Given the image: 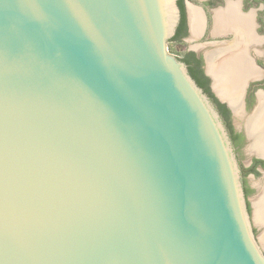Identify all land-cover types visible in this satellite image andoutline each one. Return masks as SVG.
Segmentation results:
<instances>
[{"label": "water", "instance_id": "water-1", "mask_svg": "<svg viewBox=\"0 0 264 264\" xmlns=\"http://www.w3.org/2000/svg\"><path fill=\"white\" fill-rule=\"evenodd\" d=\"M180 21L178 0H0V264H264Z\"/></svg>", "mask_w": 264, "mask_h": 264}, {"label": "flooded vegetation", "instance_id": "flooded-vegetation-1", "mask_svg": "<svg viewBox=\"0 0 264 264\" xmlns=\"http://www.w3.org/2000/svg\"><path fill=\"white\" fill-rule=\"evenodd\" d=\"M194 3L200 8H195ZM178 4L181 21L174 40L170 41V44L178 47L172 51L205 81L203 90L216 106L226 126L238 159L248 206L253 214L255 204L253 208L249 197L253 188L257 189V184L252 186V182L264 171V158L258 153L260 145L256 144L257 139L252 131L259 120H264V0H178ZM190 9L198 11L202 16L203 26L197 36H193L191 31ZM216 18L232 23L226 31L215 33ZM206 36L210 43L196 48L184 47L190 37L201 43ZM239 62L249 63L253 72L244 74L237 71L240 68ZM216 63L225 69H231L226 72L231 79H227L228 84H239V88H234L239 98V105L236 107L215 92L214 79L208 71L210 65ZM234 67H238L237 70Z\"/></svg>", "mask_w": 264, "mask_h": 264}, {"label": "bare ground", "instance_id": "bare-ground-1", "mask_svg": "<svg viewBox=\"0 0 264 264\" xmlns=\"http://www.w3.org/2000/svg\"><path fill=\"white\" fill-rule=\"evenodd\" d=\"M189 16H190V22H191V28H192L191 31L193 32V36H197V34L199 33V30L202 29L201 26H203L202 25L203 24L202 23V16H201V14L198 11L193 10V9H190ZM222 19L216 18L215 29H214L215 33L221 32L223 30L226 31V28L230 27V25L232 23V22L231 23H229V22L227 23L226 21L224 22V20H222ZM245 21H248V20H245ZM244 25H246V24H244ZM236 28H237V26H236ZM254 40H256V39H254ZM254 42H252V43H254ZM252 43H250V44H252ZM234 54H236V53H234ZM237 54H239V53L237 52ZM231 61H234V60H231ZM238 64H240V68L234 67L235 70H237L236 68H238L237 71L244 72V74H250V73L253 72L251 70V65L249 63L239 62ZM227 69H229V70H227ZM227 69L223 68L222 66L218 65L217 63L214 64V65L211 64L210 67H209L208 73L210 75H212V77L214 79V88H215V91H217V94L220 95L222 98L228 100L231 103V105H234V107H236V106L239 105V100H238L239 98H237L236 95L238 94V92L235 91L234 88L235 89L239 88V84L236 83V82L235 83L230 82L228 84V80H231V79L228 78L229 76L226 75L227 74L226 72H229L231 69L230 68H227ZM232 70H234V69H232ZM230 73H232V72H230ZM226 84H228V85L226 86ZM237 110H239V108ZM263 127H264V120H259L258 124L253 126V130L252 131L256 133L257 130L262 129ZM262 136L264 137L263 134H262ZM260 146H262V148H259L258 153L260 152V154L264 155V141L260 144ZM257 185L261 188V192H260L261 194L259 195V197L257 198V200L255 202V204H256L255 220H256V222L258 221V222L264 224V180H263V182L258 183ZM262 244L264 246V237H263Z\"/></svg>", "mask_w": 264, "mask_h": 264}, {"label": "rangeland", "instance_id": "rangeland-1", "mask_svg": "<svg viewBox=\"0 0 264 264\" xmlns=\"http://www.w3.org/2000/svg\"><path fill=\"white\" fill-rule=\"evenodd\" d=\"M194 6H196L195 8H200V6L199 5H195V3H194ZM212 28V27H211ZM212 30V29H211ZM208 36H206L203 40H202V42L201 43H199V42H197V41H193V37H190L189 38V42L187 43V45H184V47L185 48H196V47H198V46H200L201 44H206V43H210V42H208L207 40H208ZM177 47H178V45H176V44H170L169 43V50H170V52L172 53V54H174L175 52L174 51H172V49H174V50H176L177 49ZM216 92V91H215ZM220 96V95H219ZM262 134L264 135V127L262 128V129H259V130H257L256 131V133L254 132V135H255V139H257L256 140V144L257 145H260L264 140V137L262 136ZM261 135V136H260ZM259 137V138H258ZM259 148H262V146H260ZM260 153V152H259ZM263 180H264V172H262V174L258 177V178H256V179H254V181L252 182V186H256L255 184H258V183H261V182H263ZM261 192V188L257 185V189L256 188H253V191L251 192V195H250V197H249V200H250V202H251V204H252V207L254 208V204H255V202H256V200H257V198L259 197V195L261 194L260 193ZM254 211H256V204H255V210ZM255 212L253 213V214H251V217H252V219H251V224H252V228H253V233H254V235H255V238H256V240H257V242H258V245L260 246V248H261V250H262V252L264 253V246H263V244H262V242H263V237H264V224L263 223H260V222H256V220H255ZM258 219V218H257ZM262 241V242H261Z\"/></svg>", "mask_w": 264, "mask_h": 264}, {"label": "trees", "instance_id": "trees-1", "mask_svg": "<svg viewBox=\"0 0 264 264\" xmlns=\"http://www.w3.org/2000/svg\"><path fill=\"white\" fill-rule=\"evenodd\" d=\"M172 40H174V39H172ZM180 60H181V59H180ZM189 72H190L191 76L194 78V80H196V82L198 83V85H199L201 88L205 89V81H203V80L200 78V76L198 75V72L195 71V70H191V69H189ZM249 210H250V209H249Z\"/></svg>", "mask_w": 264, "mask_h": 264}]
</instances>
